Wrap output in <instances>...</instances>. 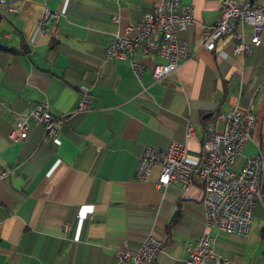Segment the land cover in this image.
<instances>
[{
    "label": "crops",
    "instance_id": "obj_1",
    "mask_svg": "<svg viewBox=\"0 0 264 264\" xmlns=\"http://www.w3.org/2000/svg\"><path fill=\"white\" fill-rule=\"evenodd\" d=\"M182 1L192 5L193 20L176 35L189 41V55L154 80L151 66L163 59L141 46L131 51L145 65L139 76L127 57L104 55L115 31L161 0H0V42L18 46L23 36L29 46L22 54L0 51V264H126L116 252H134L146 234L161 240L151 264H181L204 230L201 181L159 189L158 164L136 179L143 148L180 142L197 162L204 123L216 118L221 128L241 92L256 120L237 166L264 154V87L250 91L264 82V32L245 56L232 55L230 35L206 49L201 22L219 18L220 0ZM44 10L57 16L41 22ZM244 31L248 40L250 26ZM81 85L89 105L75 111ZM41 100L65 115L57 135L42 139L41 125L31 123L25 138L11 140L15 117ZM261 183L245 237L208 228L215 257L207 264H264V166Z\"/></svg>",
    "mask_w": 264,
    "mask_h": 264
},
{
    "label": "built area",
    "instance_id": "obj_2",
    "mask_svg": "<svg viewBox=\"0 0 264 264\" xmlns=\"http://www.w3.org/2000/svg\"><path fill=\"white\" fill-rule=\"evenodd\" d=\"M221 12L213 22H201V45L206 49L215 48L219 38L230 35L235 40L231 53L233 56H245L252 48L261 43L264 32V4H254L251 0L239 3L237 0H220ZM16 11V6L7 7ZM56 12L44 10L41 22L56 17ZM193 20V7L182 0H161L151 11L145 12L133 25H126L123 33L115 31L105 47V59L128 58L136 76L145 65L135 58L131 51L136 46L146 54H156L162 62L153 63L151 76L162 79L175 72L182 60L189 55V41L176 35ZM250 26L248 40L245 39L244 26ZM264 87V82L251 88V94ZM80 100L75 111H83L89 105L88 88L79 86ZM241 92L232 98L229 110L221 115L223 126L217 127L216 118L208 120L203 126L201 157L197 162L187 160V148L184 144L172 141L167 148L160 149L146 145L134 171V177L143 180L154 164L159 165L158 179L155 185L162 189L170 182H181L186 187L194 177L199 178L202 186V207L204 230L187 246L188 254L181 264H207L213 259L214 238L208 228L235 233L242 237L248 234L253 210L262 195L261 174L264 166V154L244 156L238 167V157L243 143L250 139L254 126L251 98L240 102ZM64 114H54L46 100L38 101L28 111L18 114L9 131L11 140L26 137L27 128L40 124L42 139L54 138ZM191 126L186 124V135H190ZM4 171L1 172V175ZM161 249V240L146 234L134 252L121 250L116 257L126 264H151ZM227 263V260H223Z\"/></svg>",
    "mask_w": 264,
    "mask_h": 264
},
{
    "label": "trees",
    "instance_id": "obj_3",
    "mask_svg": "<svg viewBox=\"0 0 264 264\" xmlns=\"http://www.w3.org/2000/svg\"><path fill=\"white\" fill-rule=\"evenodd\" d=\"M1 18H2V13L0 11V20ZM28 49H29V46L24 40L23 36L21 37V40L18 46L0 42V51L2 52L11 53V54H22V53L27 52Z\"/></svg>",
    "mask_w": 264,
    "mask_h": 264
},
{
    "label": "rangeland",
    "instance_id": "obj_4",
    "mask_svg": "<svg viewBox=\"0 0 264 264\" xmlns=\"http://www.w3.org/2000/svg\"><path fill=\"white\" fill-rule=\"evenodd\" d=\"M255 120H256V118H254V124H255ZM257 128H256V126L254 127V130H253V135H254V133H257ZM252 133V132H251Z\"/></svg>",
    "mask_w": 264,
    "mask_h": 264
},
{
    "label": "bare ground",
    "instance_id": "obj_5",
    "mask_svg": "<svg viewBox=\"0 0 264 264\" xmlns=\"http://www.w3.org/2000/svg\"><path fill=\"white\" fill-rule=\"evenodd\" d=\"M252 132V131H251Z\"/></svg>",
    "mask_w": 264,
    "mask_h": 264
}]
</instances>
